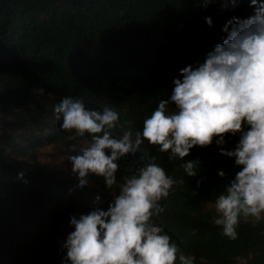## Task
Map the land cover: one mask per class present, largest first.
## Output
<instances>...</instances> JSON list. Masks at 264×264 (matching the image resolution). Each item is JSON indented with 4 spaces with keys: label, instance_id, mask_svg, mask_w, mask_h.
<instances>
[{
    "label": "trees",
    "instance_id": "16d2710c",
    "mask_svg": "<svg viewBox=\"0 0 264 264\" xmlns=\"http://www.w3.org/2000/svg\"><path fill=\"white\" fill-rule=\"evenodd\" d=\"M205 3L0 0V264H65L63 245L75 230L71 218L107 211L124 177L153 156L178 182L153 220L193 264H264V218L254 224L242 216L231 239L213 223L216 210H204L242 170L220 151L234 150L242 133L227 134L223 145L217 137L210 146L191 149L185 160L196 163L195 177L187 176L183 160H170V152L145 140L139 152L117 161L113 188L101 176L80 188L78 180L37 156L47 145L72 152L81 138L56 119L54 108L65 97L83 100L88 110H115L122 128L114 136L129 127L142 132L159 101L170 99L174 79H183L180 70L204 63L228 38L223 27L233 17L255 14L251 0ZM168 110L176 111L175 104ZM83 138L92 142L91 134Z\"/></svg>",
    "mask_w": 264,
    "mask_h": 264
},
{
    "label": "clouds",
    "instance_id": "9594fccd",
    "mask_svg": "<svg viewBox=\"0 0 264 264\" xmlns=\"http://www.w3.org/2000/svg\"><path fill=\"white\" fill-rule=\"evenodd\" d=\"M211 2L206 0L205 7ZM232 3L235 6L236 0ZM251 4L255 14L229 20L223 27L228 38L207 53L204 63L180 70L183 79H174L170 99L159 101L157 109L144 120L142 132L133 133L129 127L114 136V130L122 125L119 114L110 107L102 112L88 110L83 100L72 97L63 98L55 106L63 130H75L78 137L91 134L92 142L78 150L74 145L72 151L77 154L68 157L80 188L88 184L89 174L104 177L106 185L113 188L120 167L117 161L135 155L145 140L158 145L160 152H170V160H183L187 176L195 177L196 163L185 160L191 149L210 146L217 137L216 143L223 145L227 134L242 133L234 150L220 149L221 154L234 157L242 170L218 196L215 210L219 218L214 217L213 223L222 226L224 235L235 239L242 216L257 221L262 218L264 3L251 0ZM206 22L211 26L213 20L206 17ZM169 103H174L177 110L170 112ZM156 160L150 157L144 166L124 177L107 211L97 208L79 219L71 218L75 230L63 245L67 251L65 264H176L177 260L179 264H193V259L153 220L164 211L161 201L178 183ZM217 174L221 178L226 175L222 170ZM23 175L20 173L21 178Z\"/></svg>",
    "mask_w": 264,
    "mask_h": 264
},
{
    "label": "rangeland",
    "instance_id": "374dc122",
    "mask_svg": "<svg viewBox=\"0 0 264 264\" xmlns=\"http://www.w3.org/2000/svg\"><path fill=\"white\" fill-rule=\"evenodd\" d=\"M88 144H90V142L81 137L76 146H77V150L79 149V147L82 146H87ZM77 154L75 152H68L67 149H64L61 146H56V145H47L43 148H40L38 150V159L42 164L45 163H53L54 165H56L59 169H62L63 171H65L66 173H68L71 177L75 178L76 180L79 181V177L78 175L74 174L72 171V163L68 160V157L70 155H74ZM98 176L95 174H89L88 176V186H93L96 178ZM211 209H215V205L211 204V203H206V205L204 206V210H211ZM262 218H264V215L262 214ZM245 220L252 222L254 224H256L258 221L254 218V217H247L244 218Z\"/></svg>",
    "mask_w": 264,
    "mask_h": 264
}]
</instances>
